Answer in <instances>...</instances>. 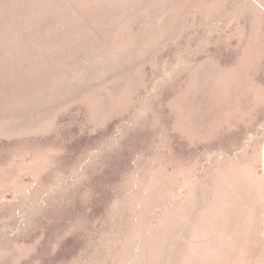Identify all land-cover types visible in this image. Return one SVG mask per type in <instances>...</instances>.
Here are the masks:
<instances>
[{
  "label": "rangeland",
  "instance_id": "obj_1",
  "mask_svg": "<svg viewBox=\"0 0 264 264\" xmlns=\"http://www.w3.org/2000/svg\"><path fill=\"white\" fill-rule=\"evenodd\" d=\"M0 264H264V0H0Z\"/></svg>",
  "mask_w": 264,
  "mask_h": 264
}]
</instances>
